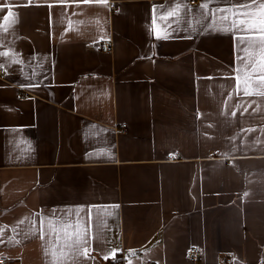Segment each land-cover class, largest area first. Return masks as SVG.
I'll return each instance as SVG.
<instances>
[{
  "label": "crops",
  "instance_id": "0c3cea01",
  "mask_svg": "<svg viewBox=\"0 0 264 264\" xmlns=\"http://www.w3.org/2000/svg\"><path fill=\"white\" fill-rule=\"evenodd\" d=\"M0 64L5 264H263L264 0H0Z\"/></svg>",
  "mask_w": 264,
  "mask_h": 264
},
{
  "label": "built area",
  "instance_id": "2783aa9c",
  "mask_svg": "<svg viewBox=\"0 0 264 264\" xmlns=\"http://www.w3.org/2000/svg\"><path fill=\"white\" fill-rule=\"evenodd\" d=\"M195 2L196 1L192 2V4H195ZM112 11L113 13L118 12V8L116 5H112ZM96 47L101 52L109 54L112 52L113 42L111 40H100L97 41ZM5 73V68L0 64V76L4 77L6 75ZM116 133L118 135H126L128 133V126H126L125 124L120 125V127L116 129ZM178 156V154H172L168 159L169 161H173L178 158ZM202 253L203 252L201 251L200 247H191L187 252V261L192 264H197L200 257L202 256ZM5 262L6 259L0 257V264H5ZM262 263L264 264V261ZM224 264H233V261L231 259H227L225 260Z\"/></svg>",
  "mask_w": 264,
  "mask_h": 264
},
{
  "label": "trees",
  "instance_id": "16d2710c",
  "mask_svg": "<svg viewBox=\"0 0 264 264\" xmlns=\"http://www.w3.org/2000/svg\"><path fill=\"white\" fill-rule=\"evenodd\" d=\"M121 261H122V256L119 255V256L115 257L113 260H111L109 264H120Z\"/></svg>",
  "mask_w": 264,
  "mask_h": 264
},
{
  "label": "snow or ice",
  "instance_id": "6c2138e0",
  "mask_svg": "<svg viewBox=\"0 0 264 264\" xmlns=\"http://www.w3.org/2000/svg\"><path fill=\"white\" fill-rule=\"evenodd\" d=\"M156 38H157V39H168V35H165V36H163V37H161V36L158 35ZM28 86L31 87V86H34V85H31V84H30V85H28Z\"/></svg>",
  "mask_w": 264,
  "mask_h": 264
}]
</instances>
